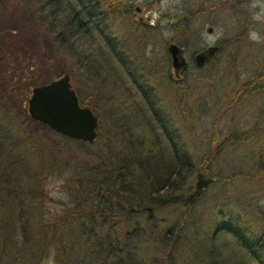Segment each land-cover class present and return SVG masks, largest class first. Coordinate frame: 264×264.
I'll list each match as a JSON object with an SVG mask.
<instances>
[{"label":"trees","instance_id":"1","mask_svg":"<svg viewBox=\"0 0 264 264\" xmlns=\"http://www.w3.org/2000/svg\"><path fill=\"white\" fill-rule=\"evenodd\" d=\"M28 1L38 4L39 20L49 19L46 31L52 35L53 58L80 57L83 46L76 45L82 39L92 46L102 45L107 52L99 50L98 55L116 63L144 109H135L123 93L110 101L114 108L110 116L99 118L98 131L105 132L104 140L98 131L91 144L68 139L29 119L28 95L41 84L31 80V67L16 53L4 57V65L19 74L16 85L22 86L19 92H24L26 100L9 90L10 81L3 79L0 70L5 91H10L0 98V264H44L49 258L53 264H174L172 256L180 254L182 244L191 237L179 223H185L186 213L192 221L207 189L231 187L235 207L240 209L246 201L264 198V131L258 112L250 129H231L221 136L214 124L205 143L193 147L189 138H195L194 126L178 115H183L192 88L186 82L183 88L178 86L181 79L169 72L166 57L153 65L144 58L143 68L135 67V58H142L149 43L143 37L147 27L136 21L127 0ZM124 31L136 47L132 55L119 44V33ZM89 62L81 68L87 70ZM149 71L163 83L166 93L149 85ZM246 88L235 83L224 97L231 96L234 102L250 96L256 100L257 89L249 96ZM137 118L142 120L139 133L131 127ZM51 136L95 145L100 164H66ZM161 139L166 150L160 146ZM225 152L234 160L246 157L245 162L232 164L229 175L218 169ZM53 177L62 179L61 190L69 199L60 214L44 211L45 183ZM240 184L245 187L236 188ZM250 207L247 202L245 208ZM168 211L172 218L157 226L156 216ZM248 213L249 217L235 215L228 228L201 234V242L208 245L197 248L195 259L201 264L229 263L228 256L218 263L221 249L214 246L217 234L223 233L255 264H264V211L256 212L252 206ZM149 234L155 238L156 249L145 241ZM164 253L171 258L165 259Z\"/></svg>","mask_w":264,"mask_h":264},{"label":"rangeland","instance_id":"2","mask_svg":"<svg viewBox=\"0 0 264 264\" xmlns=\"http://www.w3.org/2000/svg\"><path fill=\"white\" fill-rule=\"evenodd\" d=\"M148 2L149 0H131V4L129 5L132 7L139 5L143 10V15L149 10L147 7L149 5ZM177 5L178 0H165L160 9L171 13L175 10ZM38 9L37 3H29L28 0H0V70L3 79L7 80V82L10 81L6 84V86L10 88L9 90L12 89L19 92L22 88L21 85H16L18 83L16 80L19 74H15L13 68H8L3 62L4 57H8V53L12 52L16 53L22 60H25L27 65L31 67L28 72L30 74L29 77H31V80L36 84H45L60 77L62 74H68L71 88L79 97L80 104L90 108L99 116L100 121L101 118H106L113 112L114 108L110 101H117L123 93L132 101V105L135 109H144L140 100L132 93V88L127 83L128 80L116 63L112 59L105 58V60H103L98 55L99 50L103 54L107 52L102 45L94 46L93 44L92 46L90 41L82 39L76 45L81 48L83 46L84 51L80 53V57L68 55L66 58L61 57L60 61L53 58L51 50L52 35L46 31L49 19L45 18L39 20ZM143 37L144 41L146 40V42L148 41L149 43V40H151V43L150 45L148 44L144 50L143 56L140 54L142 58L138 57L134 60L135 67H138L140 70L143 68L142 60H144V58L147 59V61L149 60L150 65L157 64L165 58V47L161 41V34L159 35L158 32L154 31L149 36V26H147ZM96 42H98V40L93 39V43ZM119 44L125 51L128 50L130 55H132L134 48H136L131 45L132 38L127 31L119 33ZM85 62H89L87 70L81 68V65ZM242 71V66L237 68L239 75L243 74ZM14 78L15 81L11 82ZM148 81L151 87L159 88V90L165 91V93L167 92L163 83H161L159 78L151 71H149L148 74ZM3 83L4 81L0 79V98L5 94L8 96L10 92L9 90L5 91ZM184 83L185 82L181 80L178 86L183 88V85L187 84L189 89L192 88L191 91L193 95H191L184 104L182 108L183 115L181 112H179L178 115L180 120L187 122V125L194 126L195 138H191L190 135L189 140L196 149L199 148L200 144L205 143L212 130V125L214 124L217 126V130L220 132L221 136L231 129L237 130L238 132L250 129L256 121V111L264 106L262 97L256 98L255 101H253V99L240 97L235 102L230 99L231 96L224 97V93L229 92L233 87L232 79L218 81L212 84L199 83L192 85V83ZM19 93L21 100L25 101L26 96L24 92ZM249 108H251L250 111L248 110ZM140 120V118H137L131 123L132 126L130 125L134 128L137 127L135 128L137 133L140 132L142 126V120ZM261 121V131H264V115L261 116ZM101 132H103V130L99 129L98 133L102 134L104 140L105 132ZM49 138L52 144L59 145L62 159L66 164L84 162L91 167L100 164L101 158L96 151L95 145L79 144L71 141L67 143L65 140L56 136H51ZM160 146L162 150L167 149L166 143L162 139L160 141ZM247 147H249V145ZM245 159L246 157L241 155L234 160L228 152H225L219 162L218 169L226 175H229V172L232 170V164H240L242 160V162H245ZM61 184L62 179L59 177H53L46 181L45 189L47 201L44 204L45 212L49 211L50 214H60L69 204L67 195L61 190ZM238 187L244 188L245 184L236 186V188ZM241 201L242 200H240L238 205L242 203ZM247 202H251V207L249 209L245 208ZM252 206H255L256 212L257 210L264 211V198H257L255 201H246L244 207L240 209L235 207V200L231 194V187L225 186L223 191H213L210 188L207 189L200 200V205L197 209L198 213L193 211L196 220L195 217H193L192 222L190 220L191 217L189 218L186 213L183 216L185 223H179V226L182 225L183 228H186V233L191 237L188 242L183 241L185 243L182 244L183 249L181 253H176V255L172 256L174 264H201L202 262L199 259H195V256H193L194 253L196 254L197 248L200 245H202V247L208 245L206 241L201 242V234L210 235L212 232L216 231V229L219 230L222 227H230V220L234 219L235 215L242 216L244 214V216H248V211L252 209ZM171 218L172 211L164 212L156 216L154 223L161 227L164 221ZM215 222L216 225H213ZM110 223L112 224V222ZM174 223L175 222H173L171 226H174ZM149 228H151V225H149ZM176 230L177 229H175V233ZM219 231H217L216 234ZM175 233L173 234L174 236H176ZM193 234H197L199 238L193 237ZM154 239L155 238L150 234L147 239H145L150 249L157 248V243L153 241ZM215 242V248L217 251L221 249L220 253L222 254L218 263L222 262L226 258L225 256H228L227 259H229V263L226 262L225 264H241V261H243L244 264H255L230 235L218 233ZM198 251H200V248ZM164 257L165 259L171 258V255L170 253H164ZM202 258L204 259V256ZM44 264H53L51 258L47 259Z\"/></svg>","mask_w":264,"mask_h":264},{"label":"flooded vegetation","instance_id":"3","mask_svg":"<svg viewBox=\"0 0 264 264\" xmlns=\"http://www.w3.org/2000/svg\"><path fill=\"white\" fill-rule=\"evenodd\" d=\"M164 2L149 0V21H145L146 13L142 15L139 5L138 14L134 12L136 6H130L136 21L142 18L141 23L137 21L139 25L149 26V36L156 31L165 48L174 44L181 50L183 66L178 79L186 83L232 79L233 84L246 85L249 96L257 89L254 94L264 100V0H178L171 13L160 9ZM172 15L183 18L178 20ZM205 52L209 54L204 59ZM201 55L202 60L197 62ZM165 57L171 72L166 52ZM241 66L243 74L239 75L237 68ZM257 112L260 117L264 115V106L255 115Z\"/></svg>","mask_w":264,"mask_h":264},{"label":"water","instance_id":"4","mask_svg":"<svg viewBox=\"0 0 264 264\" xmlns=\"http://www.w3.org/2000/svg\"><path fill=\"white\" fill-rule=\"evenodd\" d=\"M139 13V6L134 8ZM180 20V15H172ZM145 21H149V13L144 15ZM139 23L142 18H138ZM170 60V68L175 78L183 66L181 50L174 44L165 48ZM207 55H203L204 59ZM202 55L196 58L202 60ZM201 58V59H200ZM27 115L30 120L46 126L52 132L71 140L81 141L87 144L93 143L97 137L99 117L88 107L80 104L76 92L71 88L70 77L62 74L60 77L45 84L35 86L30 91L26 103Z\"/></svg>","mask_w":264,"mask_h":264}]
</instances>
